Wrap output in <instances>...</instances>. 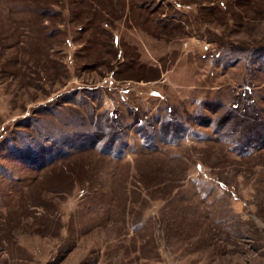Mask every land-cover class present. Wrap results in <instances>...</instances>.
Instances as JSON below:
<instances>
[{
  "label": "rangeland",
  "instance_id": "obj_1",
  "mask_svg": "<svg viewBox=\"0 0 264 264\" xmlns=\"http://www.w3.org/2000/svg\"><path fill=\"white\" fill-rule=\"evenodd\" d=\"M0 264H264V0H0Z\"/></svg>",
  "mask_w": 264,
  "mask_h": 264
}]
</instances>
